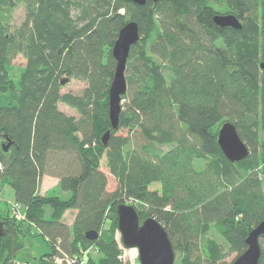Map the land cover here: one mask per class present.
<instances>
[{
    "label": "trees",
    "instance_id": "16d2710c",
    "mask_svg": "<svg viewBox=\"0 0 264 264\" xmlns=\"http://www.w3.org/2000/svg\"><path fill=\"white\" fill-rule=\"evenodd\" d=\"M19 8L24 17L14 25ZM218 14L234 15L240 28L217 26ZM130 21L140 39L126 60L118 129L103 145L111 49ZM18 55L22 67L12 64ZM262 62L264 0H0V196L9 186L26 216L10 218L8 204L0 210V264H14L21 237L36 234L47 244L39 264H49L56 240L69 254L77 244L95 249L88 264H122L116 208L128 201L140 222L154 217L163 226L180 255L174 264H231L264 220ZM72 79L84 84L80 94L62 93ZM225 122L248 148L239 162L217 144ZM103 157L116 183L110 192ZM45 175L58 182L40 194ZM69 209L76 214L67 226ZM87 231L97 237L87 240ZM259 245L264 264V235Z\"/></svg>",
    "mask_w": 264,
    "mask_h": 264
},
{
    "label": "water",
    "instance_id": "95a60500",
    "mask_svg": "<svg viewBox=\"0 0 264 264\" xmlns=\"http://www.w3.org/2000/svg\"><path fill=\"white\" fill-rule=\"evenodd\" d=\"M136 5H144L145 0H128ZM156 2L157 0H151ZM213 22L223 28L239 29L240 23L232 14H218L213 17ZM140 39L138 26L135 22H128L118 33L111 49L115 60V70L108 89V118L111 130H107L101 137V142L106 145L111 131H116L119 126L121 113V97L126 92L124 77L126 60L130 47ZM264 69V62L260 64ZM217 144L224 157L231 163L239 162L248 155V148L239 138L237 131L231 123H223L217 131ZM117 229L123 248L137 250L139 264H174L176 255L167 232L154 218L148 217L140 222L135 208L129 204H120L116 208ZM5 222L0 220V244L5 234ZM264 235V220L253 228L245 239L246 249L237 256L231 264H258L261 249L260 237ZM87 240L97 237V232L87 231L84 234Z\"/></svg>",
    "mask_w": 264,
    "mask_h": 264
},
{
    "label": "rangeland",
    "instance_id": "374dc122",
    "mask_svg": "<svg viewBox=\"0 0 264 264\" xmlns=\"http://www.w3.org/2000/svg\"><path fill=\"white\" fill-rule=\"evenodd\" d=\"M23 17H24V11L21 8L14 10V12L12 14V23L14 25H17L18 23L21 22ZM24 63H25V60L20 55L16 56V58L12 61V64L15 67H22L24 65ZM167 75H168V73H167ZM169 81L170 80H168V83H169ZM83 86H84V84L82 82H78V81L72 79V80L68 81V83H66L63 86L62 93L71 92L74 94H80L81 90L83 89ZM122 104H123V101H122ZM59 108H61L63 110V112H65L67 114L76 115V112L74 110H70L69 108L65 107L62 104H59ZM127 132H128L127 130H121L117 133L126 134ZM163 148L166 149L167 147L164 146ZM104 163H105V157H103L100 160V170L108 176L106 188H107V191L110 192V191L114 190L116 183H115L114 178L108 173ZM48 177H50V176H48ZM43 178L40 181L39 193L42 192L44 194V193H48L50 190H52L54 187H56L57 183L52 184V182H54L53 179H52V181H50L49 179H43ZM53 178H55V177H53ZM55 179H57V178H55ZM57 182H58V179H57ZM149 189L150 190L155 189L160 193V185L158 183H153L152 185H150ZM11 192H12V189L9 186L6 185L3 187L2 197L0 196V199H1L0 210L5 209L6 203H7L6 200H10L12 198L10 195ZM132 203H133L132 201H128L125 204L133 205ZM65 212H66V214H64ZM75 214H76V211H75ZM61 216H73V212L65 210ZM110 224H111V220H107L104 223V228L109 229L111 226ZM210 236L215 238L220 243L223 242L222 239L219 238L217 235H215L213 232L210 234ZM114 238L119 242L120 255L123 258L121 260L122 264H139L138 259H137V250L136 249H134V248L124 249V248H122V246L120 244L121 243L120 242V234H119L118 229H115V231H114ZM34 239H35V241H34ZM36 239H37V237L32 238L33 244L36 242ZM25 243L27 244V241ZM25 246L27 248V245H25ZM34 247H39V246L35 244ZM200 250H201V248H200ZM26 251L31 252V250H29V249H27ZM90 254L92 255L93 260H95L97 257H99V253L97 251H95V249H92ZM179 257H180V255L179 256L176 255L175 260H178ZM234 258H235V254H230L229 256H227L225 261L227 263H229V262L231 263V261Z\"/></svg>",
    "mask_w": 264,
    "mask_h": 264
},
{
    "label": "built area",
    "instance_id": "2783aa9c",
    "mask_svg": "<svg viewBox=\"0 0 264 264\" xmlns=\"http://www.w3.org/2000/svg\"><path fill=\"white\" fill-rule=\"evenodd\" d=\"M9 207V217L15 221L26 222V216L24 209L16 202L8 203ZM77 251L72 254L64 251L60 246V240H56L53 245V252L50 257H48L47 262L49 264H88L87 255L93 249L92 247L84 249L80 244H77ZM122 260V256H119ZM22 264H31L29 262H24Z\"/></svg>",
    "mask_w": 264,
    "mask_h": 264
},
{
    "label": "crops",
    "instance_id": "0c3cea01",
    "mask_svg": "<svg viewBox=\"0 0 264 264\" xmlns=\"http://www.w3.org/2000/svg\"><path fill=\"white\" fill-rule=\"evenodd\" d=\"M43 177H42L43 179H49L50 181H52V179H53L54 182H52V184L57 183V179H55L51 176L48 177L45 175ZM2 192H3V189H2ZM2 192H1V197H2ZM40 194H43V193L40 192ZM10 195L12 198L10 200H6V202H7L6 205L14 200L13 199V191L11 192ZM0 201H1V199H0ZM68 211H72L73 216H62L61 222L66 224L67 226H70L72 224L74 218H75V210L69 209ZM64 214H66V212ZM35 232H36V229L33 227L32 233L36 234L37 232L36 233ZM34 237H37V239H36V242L33 244L32 238H34ZM21 239L24 241V245H27V248H26V246H24V249L17 255V257L14 261V264H22L23 262H29L31 264H39L37 260L39 259V257L41 255H43L47 252V244H46L45 239L38 234L31 236V237L22 236ZM26 241H27V244L25 243ZM34 241H35V239H34ZM35 244L38 245L39 247H34ZM27 249L31 250V252L26 251Z\"/></svg>",
    "mask_w": 264,
    "mask_h": 264
},
{
    "label": "clouds",
    "instance_id": "9594fccd",
    "mask_svg": "<svg viewBox=\"0 0 264 264\" xmlns=\"http://www.w3.org/2000/svg\"><path fill=\"white\" fill-rule=\"evenodd\" d=\"M121 244V243H120ZM122 246V245H121ZM123 248V247H122ZM124 249H126V248H124Z\"/></svg>",
    "mask_w": 264,
    "mask_h": 264
}]
</instances>
